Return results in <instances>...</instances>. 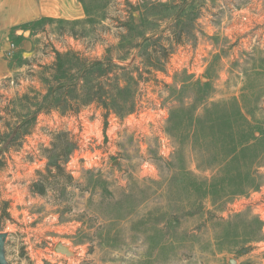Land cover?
<instances>
[{"label":"rangeland","instance_id":"rangeland-1","mask_svg":"<svg viewBox=\"0 0 264 264\" xmlns=\"http://www.w3.org/2000/svg\"><path fill=\"white\" fill-rule=\"evenodd\" d=\"M90 3L83 22L77 0H0V123L54 50L102 59L136 27L168 60L136 77L143 50L111 49L133 63L120 115L40 114L0 155L6 264H264V0ZM57 132L76 148L55 175Z\"/></svg>","mask_w":264,"mask_h":264},{"label":"trees","instance_id":"trees-1","mask_svg":"<svg viewBox=\"0 0 264 264\" xmlns=\"http://www.w3.org/2000/svg\"><path fill=\"white\" fill-rule=\"evenodd\" d=\"M77 1L82 5L86 16L83 22H92L96 18L90 7V2L93 0ZM131 19L133 20L132 15ZM125 33V36L119 38L116 46L106 50L102 59H88L82 53L73 50L64 53L54 50L51 64L41 66L36 75H30L31 83L35 82L37 76L40 89L30 86L26 93L17 99H9L4 107L5 118L0 123V155L12 148L21 147L29 129H32L40 114L56 111L77 116L81 110L94 106L102 110L104 126L110 113L120 115L119 112L122 111H117L115 106L117 107L120 96L129 87L128 77L132 80L133 75L124 77L122 73L129 70L133 63L126 66L114 63L110 56L111 49L124 51L127 56L133 49L143 50L142 55L146 58L141 61V67L133 68L136 77H141L143 73L163 72L161 66L168 60L164 46L160 47L161 53L158 56L151 36L136 27L126 28ZM70 34L74 36L73 33ZM126 60L127 57L124 55L118 58L119 63H124ZM133 105L131 99L128 105L131 108L126 109V113L133 112ZM75 148L70 133H54L48 147L42 149V155L47 160L46 172L51 174V171L55 170V175L63 173V165ZM37 193L42 195V191Z\"/></svg>","mask_w":264,"mask_h":264},{"label":"water","instance_id":"water-1","mask_svg":"<svg viewBox=\"0 0 264 264\" xmlns=\"http://www.w3.org/2000/svg\"><path fill=\"white\" fill-rule=\"evenodd\" d=\"M4 243H5V235L0 233V264H6V260L4 256ZM55 251L63 254H68L67 249L60 245L55 247Z\"/></svg>","mask_w":264,"mask_h":264},{"label":"crops","instance_id":"crops-1","mask_svg":"<svg viewBox=\"0 0 264 264\" xmlns=\"http://www.w3.org/2000/svg\"><path fill=\"white\" fill-rule=\"evenodd\" d=\"M41 13H42V16H54V14L59 13V12L55 9H52V10L47 9V10L41 11Z\"/></svg>","mask_w":264,"mask_h":264}]
</instances>
